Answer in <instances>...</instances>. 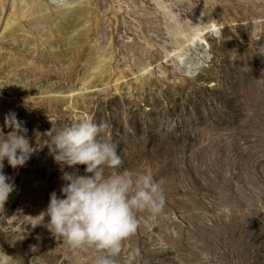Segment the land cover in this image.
<instances>
[{"label":"rangeland","instance_id":"374dc122","mask_svg":"<svg viewBox=\"0 0 264 264\" xmlns=\"http://www.w3.org/2000/svg\"><path fill=\"white\" fill-rule=\"evenodd\" d=\"M0 30V139L14 111L38 149L4 162L0 264H93L43 215L64 184L47 133L85 117L118 171L164 181L119 264H264V0H0Z\"/></svg>","mask_w":264,"mask_h":264},{"label":"clouds","instance_id":"9594fccd","mask_svg":"<svg viewBox=\"0 0 264 264\" xmlns=\"http://www.w3.org/2000/svg\"><path fill=\"white\" fill-rule=\"evenodd\" d=\"M3 127L11 131L0 139V207L15 191L13 177L4 172L5 160L17 169L38 150L14 111L5 115ZM106 127L85 117L59 131L53 126L47 133L49 155L61 166L64 181L59 195L50 193L43 213L49 217L47 227L70 249L97 252L93 264H119L124 242L138 230V213L156 217L166 205L164 181L157 180L151 168L118 171L123 159L116 144L104 137ZM78 165L85 166L84 175ZM65 167L72 171H64ZM132 259L128 258L129 264Z\"/></svg>","mask_w":264,"mask_h":264},{"label":"bare ground","instance_id":"6f19581e","mask_svg":"<svg viewBox=\"0 0 264 264\" xmlns=\"http://www.w3.org/2000/svg\"><path fill=\"white\" fill-rule=\"evenodd\" d=\"M65 10V9H64ZM1 31V30H0ZM147 39V38H146ZM11 73L10 72H6L5 71V77H7V76H9ZM18 81H19V85H21V86H23L24 84H25V82H23V79L21 78V79H18ZM28 88V87H27ZM21 100V99H20Z\"/></svg>","mask_w":264,"mask_h":264}]
</instances>
